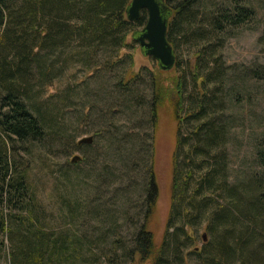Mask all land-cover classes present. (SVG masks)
Returning a JSON list of instances; mask_svg holds the SVG:
<instances>
[{
	"label": "trees",
	"instance_id": "1",
	"mask_svg": "<svg viewBox=\"0 0 264 264\" xmlns=\"http://www.w3.org/2000/svg\"><path fill=\"white\" fill-rule=\"evenodd\" d=\"M129 2L0 0V264L7 260L8 264H83L82 259L89 260L87 264H119L136 258L150 264H168L169 260L177 263L175 258H190L193 264H264V135L255 148L258 169L231 183L226 177L225 155L213 153L226 143L228 129L225 122L215 121L212 116L217 107L211 99L216 94L208 85H220L225 69L220 58L214 56L211 40L253 17V10L243 3L223 6L208 0H163L168 14L166 37L173 52L180 41L198 49L197 64L194 69L189 68L193 83L197 84L189 106L184 102V74L181 72L174 80L176 143L171 205L159 245L155 246L154 236L147 228L157 197L153 148L143 219L131 244L118 253L102 249L96 256L85 254L78 234L69 230L55 232L39 217L27 169L19 155L29 154L33 144L47 138L67 141L66 132L72 131L73 137L79 134L76 125L64 123L76 90L70 91L69 86L61 95L42 97L43 86L58 77L68 63L78 60L72 56L75 52L87 67L92 63L104 67L110 55L116 58L113 63H105L115 67L116 104L130 118L143 117L141 121L152 128L150 138L154 136L156 110L161 101V68L148 72L150 98L146 101L136 98L141 77L122 78L124 59L130 57H120L118 50L129 46L130 33L133 42H137L134 34L147 19L146 10L142 9L137 19L128 20ZM211 56L215 66L207 71L205 66ZM179 62L175 59L176 64ZM260 67L252 73L262 75L264 65ZM98 114L99 110L96 117ZM196 172L198 176H194ZM177 216L189 226L195 220L205 221L209 234L200 246L188 249L185 256L181 255L180 243L186 244L193 237L191 231L183 234L182 225H175Z\"/></svg>",
	"mask_w": 264,
	"mask_h": 264
},
{
	"label": "rangeland",
	"instance_id": "2",
	"mask_svg": "<svg viewBox=\"0 0 264 264\" xmlns=\"http://www.w3.org/2000/svg\"><path fill=\"white\" fill-rule=\"evenodd\" d=\"M208 1L223 6L243 3L253 10V17L244 24L211 40L214 56L220 58L225 69L220 85H208L216 94L211 99L217 107L212 116L215 121L225 122L228 129L226 143L213 153L225 155L226 177L231 183L258 169L254 156L264 135V73L257 76L251 70H260L264 65V39L260 40L264 37V0ZM131 34L127 36L129 46L118 50L120 57H130L124 59L122 78L141 77L136 98L146 101L150 98L148 72L160 68L152 56L142 52L138 42H133ZM197 49L193 44L180 41L174 52L179 64L159 71L161 101L156 110L152 139V128L141 121L143 117L130 118L131 115L116 104L115 67L105 66L106 62L116 60L111 55L104 67L93 63L87 67L75 52L72 56L78 60L68 63L58 77L43 86L42 97L61 95L69 86L70 91L76 90L69 101L64 123L76 125L79 134L73 137L72 131L66 132L67 141L47 138L43 143L33 144L29 154L20 153L19 159L27 169L28 185L43 224L55 232L69 230L78 234L85 254L96 256L102 249L118 253L131 244L143 219L152 148L157 197L147 228L154 236L156 247L162 240L171 205L172 156L176 143L174 80L181 72L184 74V102L189 106L197 88L189 72V68L194 69L197 64ZM214 56L207 61V71L215 66ZM88 136H92L91 143L78 144V140ZM198 175L196 172L194 176ZM175 222L176 226L182 225L183 234L191 231L193 237L186 244L180 243L182 256L188 249L200 246L205 241L204 234L206 240L209 237L205 221L195 220L196 223L189 226L177 216ZM139 260H122L119 264H150ZM175 260L177 263L169 260L168 264H193L194 261L190 258ZM88 261L80 260L83 264Z\"/></svg>",
	"mask_w": 264,
	"mask_h": 264
},
{
	"label": "water",
	"instance_id": "3",
	"mask_svg": "<svg viewBox=\"0 0 264 264\" xmlns=\"http://www.w3.org/2000/svg\"><path fill=\"white\" fill-rule=\"evenodd\" d=\"M142 9L147 12L146 23L134 34L139 47L145 55L152 56L161 69H170L175 63V55L166 37L167 7L163 0H130L126 8L127 19L130 21L137 19ZM77 142L91 143L92 136L83 137ZM75 158L76 156L72 157V161ZM203 240H206L205 234Z\"/></svg>",
	"mask_w": 264,
	"mask_h": 264
},
{
	"label": "bare ground",
	"instance_id": "4",
	"mask_svg": "<svg viewBox=\"0 0 264 264\" xmlns=\"http://www.w3.org/2000/svg\"><path fill=\"white\" fill-rule=\"evenodd\" d=\"M175 55V54H174Z\"/></svg>",
	"mask_w": 264,
	"mask_h": 264
}]
</instances>
